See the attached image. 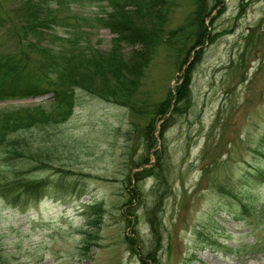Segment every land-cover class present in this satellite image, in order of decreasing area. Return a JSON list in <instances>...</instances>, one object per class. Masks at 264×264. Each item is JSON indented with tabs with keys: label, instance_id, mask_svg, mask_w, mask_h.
Listing matches in <instances>:
<instances>
[{
	"label": "rangeland",
	"instance_id": "374dc122",
	"mask_svg": "<svg viewBox=\"0 0 264 264\" xmlns=\"http://www.w3.org/2000/svg\"><path fill=\"white\" fill-rule=\"evenodd\" d=\"M165 1L163 29L184 47L177 56L155 46L133 93L140 110L76 87L67 117L10 132L13 156L0 145V181L67 186L16 199L0 189V264H142L154 248L158 264H264V0ZM198 2L207 32L188 48L193 24L177 29ZM18 5L0 0V13L13 18ZM90 29L91 42L108 49L114 33ZM5 33L0 23V49H12ZM187 51L188 91L165 123L156 118L148 147L153 106L180 81ZM51 94L1 99L0 113L49 109ZM143 167L154 170L136 178Z\"/></svg>",
	"mask_w": 264,
	"mask_h": 264
},
{
	"label": "trees",
	"instance_id": "16d2710c",
	"mask_svg": "<svg viewBox=\"0 0 264 264\" xmlns=\"http://www.w3.org/2000/svg\"><path fill=\"white\" fill-rule=\"evenodd\" d=\"M73 4L92 5L97 9L72 10ZM167 6L165 0H107L106 4L101 0H20L13 18L0 13L5 35L15 40L12 49H0V99L52 92L49 109L34 104L4 109L0 113V145L5 147L6 157L16 153L14 147L18 144L17 139L8 137L9 133L67 117L74 104L76 87L105 99L112 97L131 109L140 110L133 101V93L138 89L155 46L167 44L177 56L184 47L178 45L175 49V42L171 40L174 33L163 29ZM200 7L198 2L193 18L177 29L193 24L194 36L188 48L200 45L207 32ZM92 26H104L114 33L108 49L98 48L91 42ZM185 53L177 62L178 69L182 70L180 81L153 106L154 116L148 121L145 132L148 147L155 145L156 118L166 121L188 91L191 61L182 68L188 51ZM158 152L159 149H155L154 155L158 156ZM147 160V156L143 157L138 165ZM151 170L154 169L143 167L133 175L139 178ZM63 183L61 179L52 183L47 178L16 175L0 181V189L13 194L12 199H15L22 190L42 192L47 186L62 187ZM242 207L245 208L244 203ZM148 220L154 223L152 215ZM152 226V232H156V224ZM128 238L133 240V237ZM154 251L155 248L145 255L142 264H158Z\"/></svg>",
	"mask_w": 264,
	"mask_h": 264
}]
</instances>
